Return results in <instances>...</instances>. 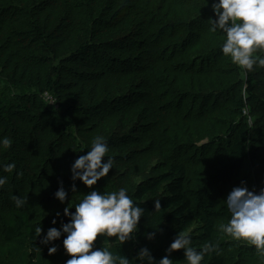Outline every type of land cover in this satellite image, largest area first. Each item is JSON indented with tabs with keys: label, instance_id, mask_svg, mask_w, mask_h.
Returning a JSON list of instances; mask_svg holds the SVG:
<instances>
[{
	"label": "trees",
	"instance_id": "trees-1",
	"mask_svg": "<svg viewBox=\"0 0 264 264\" xmlns=\"http://www.w3.org/2000/svg\"><path fill=\"white\" fill-rule=\"evenodd\" d=\"M146 1L0 0V37L7 32L14 38L0 43V63L12 67L10 84L22 90L15 95V103L0 105V126L4 124L0 138L11 140L10 147L0 145V176L6 177V183L0 186V264H65L69 257L63 248V235L53 242L58 246L53 255L48 254L52 245L40 240L49 227L59 228L61 221L67 222L65 207L74 211L75 204L90 191L79 180L75 181L76 192L67 185L72 181L70 169L74 162L69 158L86 154L95 137H104L109 147L105 159L112 157L114 167L92 187L101 192L123 187L128 167L136 164L133 153H139L132 150L147 144L144 150H148L153 134L150 125L158 122L153 114L155 120L149 113L142 116L147 94L158 87L164 92L168 84L180 97L176 106L180 108L184 100L191 102L186 111L175 114L182 115L181 126L171 125L166 131L165 142L172 146L176 157L160 168H144L137 182L130 181L128 194L145 209V215L134 239L123 245L115 241L111 250L131 260L140 248L147 247L159 260L178 232L190 235L199 249L206 241L215 243L220 221L228 223L231 214L224 202L226 189L238 183L247 166L259 158L252 144V135L259 129L251 123L259 117L258 108L264 112V98L255 92L252 72H246L245 81L239 84L245 93L232 98L228 110L236 118L226 121L224 133L207 124L205 118L212 120L214 116L205 99L230 89L225 85L206 92L194 91L187 83L172 87L181 78L203 70L204 64L192 59L191 68L196 65V69L185 71L179 68L183 63L180 59L182 63L173 71L156 62L163 56H154L148 49L149 32L145 29L151 23L146 19L157 18L155 13L163 2L162 11L168 5L163 13L166 16L151 34L165 36L166 27L181 20L175 1ZM211 3L197 1L195 9L188 10L197 14L192 22L185 21L187 26L200 31L203 21L214 19ZM65 46L70 47L63 49ZM220 48L217 44L211 51ZM199 56L201 59L205 55ZM45 92L54 99L51 107L43 100ZM155 96L158 98L159 93ZM194 98L199 100L195 112ZM249 106L252 109L247 116L245 109ZM144 117L147 125L139 123ZM140 125L144 128L139 129ZM137 131L143 135H134ZM203 136L209 140L195 144ZM128 146L132 148L127 150ZM191 148V155L182 154L183 149L186 154ZM9 163L15 167L5 171L3 165ZM61 184L68 191L63 204L54 198ZM255 186L258 194L260 186ZM17 196L26 203L18 207L14 199ZM154 199L161 203L156 212ZM53 218L57 219L55 225L51 224ZM38 226L43 233L36 238ZM149 232L156 233L152 241L146 239ZM110 239L114 241L115 237ZM110 239L98 236L95 244L108 247ZM169 258L173 264H185L183 249L173 251ZM202 264L229 263L216 247ZM234 264H264V256L252 245L246 257Z\"/></svg>",
	"mask_w": 264,
	"mask_h": 264
},
{
	"label": "clouds",
	"instance_id": "clouds-1",
	"mask_svg": "<svg viewBox=\"0 0 264 264\" xmlns=\"http://www.w3.org/2000/svg\"><path fill=\"white\" fill-rule=\"evenodd\" d=\"M209 3V0H206ZM211 9L214 19L210 31L222 32L224 40L220 51L224 56L245 72L254 68H264V0H212ZM0 145L11 146L7 137L0 138ZM109 151L104 137L97 136L92 140L89 151L78 156L71 165V191H77L75 181L79 180L90 191L75 204L74 211L65 207L63 215L67 222L61 221L60 227H49L42 236L40 243L52 245L48 254L58 251L54 241L63 235V248L69 258L65 264H173L169 258L175 250H184L185 264H202L205 256L216 250L214 242L206 241L199 249L193 244L190 235L178 232L165 250L166 254L156 260L147 247H142L131 260L120 252H113L111 244L118 241L121 245L134 239L139 230V222L145 215V209L135 203L128 194L126 187L110 192H101L93 188L102 178L108 176L114 167L112 157H107ZM15 165H3L5 171H11ZM6 183V177L0 176V186ZM54 198L60 203L68 199V191L63 185L54 193ZM18 207L26 203L22 197H14ZM227 211L231 214L227 224H222L221 230L233 240L244 241L253 245L259 255L264 256V187L258 194L250 191L244 182L233 187L224 199ZM155 212L161 209L159 199H154ZM60 216V213H56ZM57 223L53 218L52 225ZM158 229V227L154 228ZM43 233V228H35L36 238ZM98 236L110 239L108 247H97ZM155 232L146 233V239L154 240Z\"/></svg>",
	"mask_w": 264,
	"mask_h": 264
},
{
	"label": "rangeland",
	"instance_id": "rangeland-1",
	"mask_svg": "<svg viewBox=\"0 0 264 264\" xmlns=\"http://www.w3.org/2000/svg\"><path fill=\"white\" fill-rule=\"evenodd\" d=\"M147 2L146 0H144ZM177 3L176 12L180 15V22L174 24V26L166 27L165 36H153L151 34L152 31H156L158 29V25L161 22L162 17H165L163 13L166 12L168 5H166L165 11L163 10L164 3H160V9L155 13L157 18H149L146 19L150 26H148L145 30L149 32V35L146 39L148 43V49L154 56L161 55L163 58L157 60L156 62H162L160 64L163 66H168L169 68H173V71L178 69L179 64L183 60V63L179 67L180 69H185L188 71L190 69H196V65L194 68H191V60L197 59L196 64L200 61L204 64L203 70L196 72L193 75L185 76L181 78L180 81H177L174 84L173 88L181 87L183 83H187V85H191L194 91L203 90V92L215 89L216 87L225 86L229 88V91L221 94L220 96L214 98H206L207 109L213 110L214 118L212 120L205 118L207 124H211L218 133H224V128L226 126V121H230L235 119L236 116L234 114H230L228 112L231 107V99L237 97L238 95H244L245 91L243 87H240L239 84L241 81H245L246 72L241 70L237 65H235L230 57L224 56L220 50H216L214 53L211 51V47L220 44L222 46L224 40L226 39L225 35L220 32H212L210 31L211 27V19L203 21L202 28L200 31H197L194 26H187L185 23L187 20H191L197 13L188 12L190 8L195 9L197 6V1L202 0H173ZM135 3V1H134ZM133 3V4H134ZM192 22V20H191ZM192 24V23H191ZM5 39L12 41L14 38L11 35H8L5 32L0 37V43H2ZM175 41V44L173 42ZM70 46H65L63 49H66ZM174 53V54H173ZM199 54H204V57L199 56ZM260 55H264V53H258ZM85 57V56H83ZM55 63H58L56 61ZM14 77L12 73V67L6 66L2 62L0 63V105L7 106L11 103H15V95H20L22 93L21 88H17L10 84L12 82V78ZM190 80V82H189ZM252 81L254 82L255 92L260 95V97L264 98V68H254L252 71ZM155 92H152L153 90ZM149 90L147 94V102L146 109L142 111V116H145L149 113L150 118H153V115L157 117V123L151 124L150 128L153 134L150 136L151 141L150 147L148 150L147 145H141L138 147H142L139 150L133 149L132 151H139V153H133L135 155L136 164L134 166L128 167V175L125 179V183L123 187H131L129 184L130 181L134 180L137 182L139 180L140 173L144 168L146 169H156L164 166L169 159L170 162L174 161L176 157V153L173 151L172 146L165 142V138L167 136V129L171 125H176L177 127L181 126L182 115H175L177 111H186V108L190 106V101L184 100L183 104L179 108L176 103L180 101V97H177L176 94L172 91L171 85L168 84L166 90L161 88H152ZM159 93V97L157 98L155 95ZM154 96L152 97V95ZM161 94V95H160ZM43 100L46 102V105L52 106L54 105V99L51 94L45 92L43 94ZM204 99V98H203ZM183 100V98H182ZM198 99L194 98L192 101L194 112L195 108L198 105ZM163 109V110H162ZM252 107H247L245 109V114L249 116V112ZM258 114V119L255 123H251V120L248 118L249 123L255 128L257 134L252 135V144L256 147V154L258 155V159L254 161L251 166H247L243 174V178L233 187L240 186L241 182H244L250 191H254L257 194V187L260 189L264 187V112L262 109L256 110ZM153 114V115H152ZM142 122L144 124L147 123V119L144 117L139 123ZM175 123V124H174ZM147 125V124H146ZM222 125V127H220ZM4 124H1L0 128L2 129ZM144 125H140L139 129H143ZM185 128H181L180 130H184ZM259 131V132H258ZM78 132V130H76ZM83 134L84 132L81 131ZM136 136L140 137L143 135V132H135ZM77 138H80L78 135ZM209 140L208 137H201L199 140L195 142V144H201V142H207ZM91 146V144H90ZM196 147V146H194ZM132 148V146H128L127 150ZM126 150V151H127ZM183 155H191L192 148L188 150L185 154V150H182ZM78 158L76 154L73 158H69V162ZM256 169V170H255ZM50 170V167L48 168ZM73 181L68 182L67 185L71 186ZM76 183V182H75ZM256 183V184H255ZM232 186L226 189L227 194L232 190ZM259 189V191H260ZM256 190V191H255ZM227 224L225 221H220L216 226L215 231V243L217 246V251L224 255L227 262L229 264H234L239 258H245L248 254V249L252 246L251 244L244 241H236L229 237L227 234L223 233L221 230V225Z\"/></svg>",
	"mask_w": 264,
	"mask_h": 264
}]
</instances>
